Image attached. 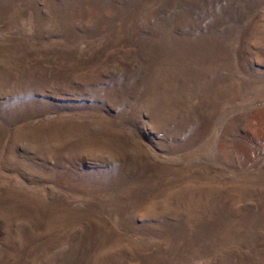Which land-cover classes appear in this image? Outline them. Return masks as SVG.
Here are the masks:
<instances>
[{"label":"rangeland","instance_id":"1","mask_svg":"<svg viewBox=\"0 0 264 264\" xmlns=\"http://www.w3.org/2000/svg\"><path fill=\"white\" fill-rule=\"evenodd\" d=\"M0 264H264V0H0Z\"/></svg>","mask_w":264,"mask_h":264}]
</instances>
